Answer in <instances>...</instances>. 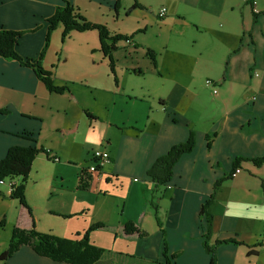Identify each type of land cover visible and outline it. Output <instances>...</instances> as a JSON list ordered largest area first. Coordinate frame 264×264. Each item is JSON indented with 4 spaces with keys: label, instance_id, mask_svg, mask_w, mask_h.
Wrapping results in <instances>:
<instances>
[{
    "label": "crops",
    "instance_id": "crops-1",
    "mask_svg": "<svg viewBox=\"0 0 264 264\" xmlns=\"http://www.w3.org/2000/svg\"><path fill=\"white\" fill-rule=\"evenodd\" d=\"M67 1L89 21L133 39L117 44L113 70L100 51L97 31H74L58 45L63 31L58 27L43 65L47 70L54 66L57 85L69 86L71 91L64 94L50 93L32 69L0 57V110L8 111L0 113V161L15 146L43 147L59 158L52 162L41 153L34 160L25 193L32 215L22 208L12 229L35 224L38 231L76 239L103 223L104 228L90 233V242L106 250L97 264H166V247L172 264H210L202 206L216 181L232 173L234 159L264 155V14L254 15L264 13V0H253L254 11L244 0H189L190 9L184 12L171 9L168 2L155 11L145 0H131L128 8L120 0L116 11L115 0ZM63 4L0 0V28L26 31L17 50L25 59L37 58L47 20ZM162 7L167 13L159 18ZM136 10L148 13L139 15L132 32L116 26ZM153 24L159 41L139 40ZM189 39L192 47H183ZM148 49L156 54V65ZM197 72L215 82L217 94L211 87L198 91L193 86ZM85 91L94 103L83 102ZM76 105L92 115L85 118L86 129L79 116L65 123ZM75 126L76 132L60 134ZM191 129L196 131L195 149L175 165L172 180L156 188L148 170L171 147L186 141ZM83 130L87 136L79 152ZM97 150L108 160L94 173L91 189L80 190V173L94 170L92 154ZM240 168L217 193L210 244L241 243L220 245L218 264H264V165L242 161ZM3 184L9 195L11 187ZM127 222L147 234L127 235ZM0 264L67 263L22 246Z\"/></svg>",
    "mask_w": 264,
    "mask_h": 264
},
{
    "label": "trees",
    "instance_id": "trees-1",
    "mask_svg": "<svg viewBox=\"0 0 264 264\" xmlns=\"http://www.w3.org/2000/svg\"><path fill=\"white\" fill-rule=\"evenodd\" d=\"M248 4L251 5L254 11V1L249 0ZM119 7L120 0H115L116 11ZM134 7H139V5L136 3ZM260 14L264 13H256L254 11V15L256 17ZM47 22L48 31L45 44L37 58L25 59V57L21 56L17 50L19 40L26 33V31H12L0 28V57L7 61H17L21 66L32 69L50 93L64 94L71 91L68 85H57L55 83L54 70H47L43 65L50 46H52V34L58 27H63L61 34L62 43H64L74 31H97L100 38V51L107 58H110L109 60L113 70L115 66V58H113V54L118 48L117 44L120 41H132L133 39V35L112 33L105 25L89 21L80 13V10L77 7L72 5L67 0H64V4L56 8L55 13L47 20ZM147 54L151 58L153 64L156 65V54L154 51L148 49ZM52 68H54V66ZM133 72L138 75L144 73L140 70H132V73ZM7 112V110H0V113ZM86 114L88 118H92L90 113ZM76 130L77 127L75 126L70 130H61L60 134L63 136L71 132H76ZM190 131L191 132L189 133L186 141L171 147V149L166 154L160 156L148 170L147 174L155 184L156 188L167 185L173 178L175 165L179 163L183 155L191 153L195 149L196 131L194 129H191ZM208 146L211 147L210 142L208 143ZM41 153H45V156L52 160L50 151L44 149L43 147L15 146L10 148L6 157L0 161V183L5 181L7 178H10L11 180L16 178L21 179L19 183H15V185H13L8 197L10 199L18 200L21 207L26 209L29 215H32V210L26 200V184L33 162ZM101 159L105 162L108 160L105 157H102ZM242 161H249L257 167H262L264 165V155L257 158L237 157L234 159L232 173L216 181L212 195L201 209V215L205 217L207 221L204 247L211 256L210 264H218L217 248L220 245L230 243L241 244L233 239L216 241L214 244H210V239L213 235L212 227L214 214L212 212V208L217 201V193L224 182L234 178V173L238 168H240ZM100 171L101 166H97L94 170L83 168L79 176L78 188L80 190L91 189L95 176L94 173H99ZM1 197H5V195L0 191V198ZM154 199L155 195L152 194V204L154 208L157 209V205L153 202ZM156 218L159 227L162 228L158 215H156ZM34 225L31 229H24L19 226H15L13 228L14 230H12V236L8 248L0 254V261L5 262L12 258L22 246H30L32 250L41 257H46L52 261L67 264H97L101 258L104 257L103 255L106 250L99 248L90 242V233L104 228L105 225L103 223L94 224L83 234V237L80 240L60 238L54 235L40 233L34 229ZM125 233L127 235H137L139 237H143L147 234L145 230L140 229L132 222L126 223ZM167 254L168 249L166 247L164 251V255L167 259L166 264H172L168 259ZM173 258H175V256H173Z\"/></svg>",
    "mask_w": 264,
    "mask_h": 264
},
{
    "label": "rangeland",
    "instance_id": "rangeland-1",
    "mask_svg": "<svg viewBox=\"0 0 264 264\" xmlns=\"http://www.w3.org/2000/svg\"><path fill=\"white\" fill-rule=\"evenodd\" d=\"M126 1H127L126 2L127 4L124 5V7L128 8L131 0H126ZM188 1L189 0H145V2H147L148 4H150V5H152L154 7L155 11L158 10L163 4L168 2L170 6H173V8H171V9H174V8L176 9L178 7L183 12L184 11H188L190 9V7L188 6ZM134 12H135V14L132 17H130L128 20H125L124 22L117 23L116 26L122 28V30H124V31L132 32L133 28L136 27L137 22H139V20H138L139 15H141V13H143V12L148 13L147 10H145V11L136 10ZM153 15L156 18V22H161V20H159L157 18V14L154 13ZM220 23L224 24V21H222V22L220 21ZM152 26L153 27L148 26V30H147V33L145 35H139L138 36L139 40H143V41H146V42H151V41L155 42L156 40L159 41L160 38H157V35L159 33L158 26H156L154 24ZM60 43H62V39L61 38H60V41L58 40V45ZM192 43H193V40L189 39L188 44L182 43L181 45H183V47L184 46L192 47ZM51 55H52L51 57L54 56L53 51H52ZM51 70H54V68H51ZM67 70H71L72 71V68H67ZM191 80H192L193 86H195L198 91H203V89H205V87L208 86V85H206V81H205L206 77H205V75L202 72H197L195 74L193 73ZM83 102L84 103L85 102L94 103L93 96L90 93V91L88 93H87V91L84 92ZM99 110H101V109L99 108ZM74 115L75 116H79L81 118V120H83L82 121V124H83L82 128H84L85 121H86L85 118H86L87 114H86V112H83V110L80 108V106H77V105L74 106L71 115H69V118H67L65 120V123L70 120L71 116H74ZM84 129H86V127ZM86 136H87L86 132H85V130H83V132H81V134L79 135V137L77 139L79 141V144H80L79 152L83 148V141H84V138ZM52 162H55V161L52 160ZM244 173H248V172L246 171ZM9 180H11V179L10 178L5 179L6 182H8ZM259 183L261 184L260 180H259ZM2 184L0 183V191L4 193L5 197H1V198L7 199V200H5L2 203H1V200H0V253L3 252L2 251L3 249L7 248V246H8V245H6L7 240L11 239L10 238L12 236V231L11 230H14V229H12L11 226H12V224H14L16 222V220H17V218L19 216V211L22 209V207L20 205V202L18 200L10 199L8 197L9 195H7L6 192L4 191V190L8 189V186L4 185V184L2 185ZM226 189L227 188H225L223 190V196H226V193H227ZM36 231H38V230L36 229ZM38 232L44 233V234L54 235V233L53 234L52 233H48V232L46 233V232H43V231H38ZM54 236H56V235H54ZM57 237H59V236H57ZM60 238H63V237H60ZM66 239H68V238H66ZM80 239H82V238H80V237L76 238V240H80Z\"/></svg>",
    "mask_w": 264,
    "mask_h": 264
},
{
    "label": "built area",
    "instance_id": "built-area-1",
    "mask_svg": "<svg viewBox=\"0 0 264 264\" xmlns=\"http://www.w3.org/2000/svg\"><path fill=\"white\" fill-rule=\"evenodd\" d=\"M246 2H248L249 0H244ZM166 13H167V8L166 7H162L160 9V12L158 14L159 18H164L166 16ZM206 85H208V87H211L213 89V93L214 94H217V89H216V85H215V82L211 79H207L206 80ZM103 156L102 152L97 150V151H94V153L92 154V159L94 160L95 162V166H94V169L97 167V166H103V163L104 161L101 159ZM51 159L55 162H58V158H56L55 156H52ZM242 172V169L241 168H238L234 175L237 176V174L241 173ZM234 176V177H235ZM3 183H8V185L11 187H13V185H15V181L14 180H9L8 182L6 181H3Z\"/></svg>",
    "mask_w": 264,
    "mask_h": 264
},
{
    "label": "bare ground",
    "instance_id": "bare-ground-1",
    "mask_svg": "<svg viewBox=\"0 0 264 264\" xmlns=\"http://www.w3.org/2000/svg\"><path fill=\"white\" fill-rule=\"evenodd\" d=\"M104 164V163H103ZM3 183V182H2Z\"/></svg>",
    "mask_w": 264,
    "mask_h": 264
}]
</instances>
